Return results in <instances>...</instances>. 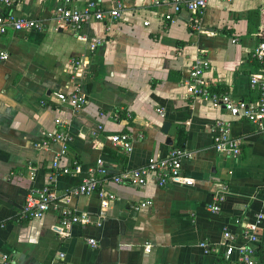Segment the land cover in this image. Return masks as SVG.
<instances>
[{
	"label": "crops",
	"instance_id": "obj_1",
	"mask_svg": "<svg viewBox=\"0 0 264 264\" xmlns=\"http://www.w3.org/2000/svg\"><path fill=\"white\" fill-rule=\"evenodd\" d=\"M86 1L72 5L82 8ZM97 1L104 9L112 7L111 0ZM120 1L124 9L116 21L54 31L48 19L58 0H15V15L47 24L41 32L0 35V52L6 54L0 61V254L9 264H225L222 231L241 246L256 215L263 216L257 235L264 242V137L218 106L186 100L180 85L200 57L210 65L204 77L213 89L254 99L248 78L263 73L264 66L250 53L264 39V0H206L201 15L182 11L166 25L161 22L166 8H149V0ZM91 38L100 41L93 49ZM77 59L81 71L73 75L70 61ZM72 89L86 98L75 114L53 95ZM56 117L73 136L60 165L77 170L55 177L56 195L79 184L98 159L115 175L151 156H164L177 143L192 154L181 162V173L192 185L108 183L104 190L112 199L106 207L96 193L66 203L87 214L89 223L65 233L52 211L20 220L26 191L47 184L57 146L38 144L55 130ZM216 119L229 123L230 136L240 142L237 159L213 151L207 128ZM164 122L169 124L166 134L160 132ZM98 125L102 131L91 136ZM120 132L131 142L127 155L106 139ZM146 200L150 206L133 209ZM213 204L217 213L207 209ZM201 242L214 251L205 253ZM255 261L264 264V252L258 251Z\"/></svg>",
	"mask_w": 264,
	"mask_h": 264
},
{
	"label": "built area",
	"instance_id": "obj_2",
	"mask_svg": "<svg viewBox=\"0 0 264 264\" xmlns=\"http://www.w3.org/2000/svg\"><path fill=\"white\" fill-rule=\"evenodd\" d=\"M56 6L48 19L51 29L54 31L70 30L78 31L81 27L93 22H113L119 19L124 6L120 0H111L112 7L104 9L99 1L87 0L82 8H75L72 3L74 0H58ZM15 0H0V35L8 32H41L47 20L40 18H29L17 16L12 8ZM206 6V0H149V8L164 7L167 9L161 16L163 25L170 24L177 14L184 11L190 15H201ZM147 21L142 22L143 26ZM79 40L85 41L84 35L77 36ZM89 48L93 49L100 41L91 38ZM6 59V54L0 52V61ZM250 59L262 64L264 61V39L256 44L250 53ZM70 66L73 75L81 71V61L71 60ZM210 70L208 61L204 58H196L189 67L186 76L181 81V87L184 91L186 100H204L212 106H218L232 119H240L249 123L254 132L264 137V67L263 73L252 74L248 78V86L254 91L253 100H244L231 97L228 93L217 92L213 89L204 77V74ZM261 71V70H260ZM61 103L69 106L70 114L80 111L86 104V98L78 89H72L69 93L55 92L53 94ZM155 113L163 116L162 108H156ZM125 117H129L124 112ZM55 130L43 134L39 147H48L50 144L56 145L57 150L51 161V169L47 175V184L40 188H30L26 191L23 204L18 212L20 220H32L41 218L46 213L52 211L57 216V226L63 233L67 232L74 225H87L89 219L87 214L78 213L73 209L66 207L70 199H76L81 196H87L96 193L100 199L101 207H106L112 199V195L104 190V185L127 184L133 187H143L148 181L153 182L157 187L163 188L169 184L176 183L182 186H191L192 180L181 173V162L189 159L192 154L181 147H172L164 156H151L147 161L137 167L123 170L118 174L112 175L103 162L96 160V167L90 170L86 176L76 186L63 190L61 195H56L52 189L55 177L59 175H73V171L60 165L61 158L66 154L67 149L73 141L66 124L58 117L53 119ZM102 131L101 126H97L94 136ZM211 135V147L219 156L237 159L240 155V142L230 136L229 123L216 119L207 128ZM139 138L141 136H138ZM109 144L127 155L131 150L129 136L125 133L111 134L106 137ZM222 200L221 196L215 198L216 202ZM151 205L150 201H142L133 209H142ZM212 213H217L219 207L217 204L208 206ZM263 216L256 215L254 221L248 224L242 235L243 244L235 246L233 236L223 230L219 245L223 248L225 264H255V256L258 251L264 252V242H261L257 235V228ZM87 243L94 245L92 240ZM148 247V246H147ZM146 247V251H147ZM199 247L205 252H213V246L206 242H201ZM60 256V255H59ZM234 257V259H232ZM0 264H9V259L5 254H0Z\"/></svg>",
	"mask_w": 264,
	"mask_h": 264
},
{
	"label": "water",
	"instance_id": "obj_3",
	"mask_svg": "<svg viewBox=\"0 0 264 264\" xmlns=\"http://www.w3.org/2000/svg\"><path fill=\"white\" fill-rule=\"evenodd\" d=\"M168 127H169V124L167 122H164L162 125H161V128H160V132L162 134H166L167 133V130H168ZM167 141V144L170 145V141L169 140H166Z\"/></svg>",
	"mask_w": 264,
	"mask_h": 264
},
{
	"label": "trees",
	"instance_id": "obj_4",
	"mask_svg": "<svg viewBox=\"0 0 264 264\" xmlns=\"http://www.w3.org/2000/svg\"><path fill=\"white\" fill-rule=\"evenodd\" d=\"M261 65H263L264 66V61L262 62V64ZM180 140V139H179ZM174 147H180V145H179V143H177V144H175V146ZM120 159H122V157H120Z\"/></svg>",
	"mask_w": 264,
	"mask_h": 264
}]
</instances>
